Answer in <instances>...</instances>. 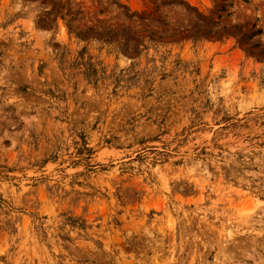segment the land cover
Returning a JSON list of instances; mask_svg holds the SVG:
<instances>
[{"label": "rangeland", "instance_id": "rangeland-1", "mask_svg": "<svg viewBox=\"0 0 264 264\" xmlns=\"http://www.w3.org/2000/svg\"><path fill=\"white\" fill-rule=\"evenodd\" d=\"M0 264H264V0H0Z\"/></svg>", "mask_w": 264, "mask_h": 264}]
</instances>
